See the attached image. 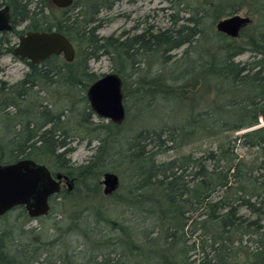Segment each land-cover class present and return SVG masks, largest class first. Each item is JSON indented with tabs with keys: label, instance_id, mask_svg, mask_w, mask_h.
<instances>
[{
	"label": "trees",
	"instance_id": "16d2710c",
	"mask_svg": "<svg viewBox=\"0 0 264 264\" xmlns=\"http://www.w3.org/2000/svg\"><path fill=\"white\" fill-rule=\"evenodd\" d=\"M117 1L73 0L48 10V0H2L13 25L0 34L6 53L13 50L9 36L26 23L25 30L63 34L75 57L53 55L39 64L19 58L24 76L0 82V163L31 159L73 178L70 190L50 198L48 214L35 218L53 216L47 231L25 228L33 218L23 206L0 217V264H192V229L202 231L197 264H264V127L227 136L198 156L160 159L195 136L217 137L264 120V0H165L167 24L99 36V14ZM243 9L258 20L237 38L215 30L218 20ZM245 53V61H236ZM101 56L110 57L122 80L126 118L131 84L135 109L175 99L176 85L189 81L201 82L205 95L218 83V104L195 111L181 101L183 120L136 132L124 126L126 118L120 125L95 121L83 93L99 78L89 62ZM128 76L136 77L128 82ZM39 94L47 103L37 102ZM77 136L93 150L82 164L70 159ZM239 146L258 150L252 168L239 158ZM106 171L127 178L111 195L99 182ZM74 238L85 242L71 247Z\"/></svg>",
	"mask_w": 264,
	"mask_h": 264
},
{
	"label": "rangeland",
	"instance_id": "374dc122",
	"mask_svg": "<svg viewBox=\"0 0 264 264\" xmlns=\"http://www.w3.org/2000/svg\"><path fill=\"white\" fill-rule=\"evenodd\" d=\"M168 5V2L165 0H135L134 2H130L129 0H118L110 10H103V12L99 14V17L103 20V26L97 30V33L99 36H109L112 34L116 35L123 30H127L130 34H133L134 32H138L148 25H153L155 27L163 26L167 24L166 14L168 11ZM48 6V10H56L52 5ZM238 13L243 16H249L252 20L251 23H255L258 20L257 15L248 14L245 9L239 11ZM25 25L26 23H22L17 26V29L22 30L25 28ZM133 27H137V29H133ZM9 38L11 42L10 44L13 46L18 41V35L9 36ZM4 49L5 45H0V82L10 85L14 84L24 76L25 72L27 71V66L17 56L6 53ZM182 51L183 48L174 52V54L177 55V58L181 55ZM247 58L248 54L245 53L238 56L236 61H245ZM89 67L90 70L98 77L113 72L114 70L113 61L108 56H101L98 59L91 60L89 62ZM135 77L128 76L127 81L131 82L132 79H135ZM176 86L177 92L175 94V99L169 97L158 103L155 108L149 110L144 108L142 104L137 105L135 109L132 93L130 92L135 88V86H133V84L129 85V95L127 101L130 105V111L128 117L125 120L124 126L131 129L132 132H136L139 129L147 126L157 127L158 125L162 126L172 122H179V120L184 119V110H186V107L180 104L181 101L189 105L194 104L195 111H200L202 109L204 110L207 107H213L218 104V83H212V88L208 89V93L206 95L204 90H202L203 85L201 82H180V84ZM79 94H82V92L80 91ZM83 94L86 95V91ZM223 99L226 100L227 95L224 96ZM41 101H43V103H47V96L44 94H39L37 97V102ZM50 102L52 103V101ZM164 114L165 116L162 117ZM98 119L99 118H97L94 114V120L97 121ZM237 135L238 134L235 132H229L220 134L217 137L195 136L191 138L186 145L180 147L176 145V147L168 149L160 156V159L168 160L187 153H192L198 156L205 149L216 148L218 143L223 141L227 136L233 138ZM96 143V141H93L91 146L93 147ZM165 143L170 142L165 141ZM71 146L74 147V151L70 155V159L75 164L84 163L90 157L93 151L90 146L86 145L85 141L80 143L78 136L72 142ZM235 151L239 155V158L244 162V165L247 169L252 168L259 160V153L255 148L239 146L236 147ZM118 176L120 184L122 182L124 183L127 179L126 176H123L122 174H118ZM61 189H67V185L62 183ZM242 212L244 213L245 211L242 210ZM48 216L50 217L40 219L33 218L25 228H34L37 232H43L45 230L47 231V227L50 226V222L53 218L52 215ZM59 219V217H56L55 220ZM188 231L190 234L189 243H196L195 249L190 251L188 254L189 259L192 261V264H197L198 259L201 256L198 243L201 238L202 231L199 229H192ZM48 235H50V238L54 237V231L48 230ZM84 242L85 240L82 238H74L73 241H71L70 246L73 247L77 243L83 244Z\"/></svg>",
	"mask_w": 264,
	"mask_h": 264
},
{
	"label": "water",
	"instance_id": "95a60500",
	"mask_svg": "<svg viewBox=\"0 0 264 264\" xmlns=\"http://www.w3.org/2000/svg\"><path fill=\"white\" fill-rule=\"evenodd\" d=\"M57 8L69 7L73 0H50ZM252 22L249 16L239 13L223 17L215 23V30L231 38ZM9 7L0 8V33L10 32ZM12 54L31 64H39L53 55L72 62L75 49L63 34L56 30H29L18 36ZM90 110L97 118L120 125L126 118L123 104L122 80L115 72L104 74L92 82L86 90ZM70 190L73 178L59 173L52 174L43 164L31 159L14 163H0V217L17 206H23L31 218L45 216L49 212V200L61 190V182ZM100 184L104 195H111L120 185L119 176L111 171L103 173Z\"/></svg>",
	"mask_w": 264,
	"mask_h": 264
},
{
	"label": "built area",
	"instance_id": "2783aa9c",
	"mask_svg": "<svg viewBox=\"0 0 264 264\" xmlns=\"http://www.w3.org/2000/svg\"><path fill=\"white\" fill-rule=\"evenodd\" d=\"M261 127H264V120L262 118H258L257 123L255 125L245 128V129L237 130L235 133L238 134L237 136H240L247 131L255 130Z\"/></svg>",
	"mask_w": 264,
	"mask_h": 264
},
{
	"label": "flooded vegetation",
	"instance_id": "af4514ba",
	"mask_svg": "<svg viewBox=\"0 0 264 264\" xmlns=\"http://www.w3.org/2000/svg\"><path fill=\"white\" fill-rule=\"evenodd\" d=\"M72 4H73V2H72ZM72 4H71L69 7H71ZM48 5H52L56 10H57V9H64V8H57L56 6H54V5L50 2V0H48ZM4 6H7V5H4L3 2H2V0H0V8H2V7H4ZM48 8H49V7H48ZM66 8H68V7H66ZM9 14H10V8H9ZM10 22H11V14H10ZM11 24H12V22H11ZM25 27H26V25H25ZM12 28H13V25H12ZM15 29H16L17 31L22 32V33H20V34H23L24 32L29 31V30H25V28L22 29V30H19V29H17V26L15 27ZM52 30H55V29H52ZM49 31H51V30H49ZM1 33H3V32H1ZM1 33H0V34H1ZM20 34H19V35H20ZM19 35H18V36H19ZM13 47H14V46H13ZM62 183H64V181H62L61 184H62Z\"/></svg>",
	"mask_w": 264,
	"mask_h": 264
}]
</instances>
